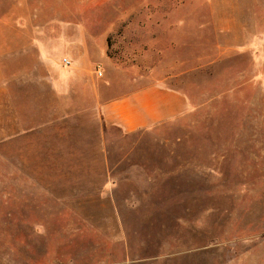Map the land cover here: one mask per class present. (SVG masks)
Segmentation results:
<instances>
[{
  "label": "rangeland",
  "instance_id": "1",
  "mask_svg": "<svg viewBox=\"0 0 264 264\" xmlns=\"http://www.w3.org/2000/svg\"><path fill=\"white\" fill-rule=\"evenodd\" d=\"M77 34L188 110L0 137V264H264V0H0L1 67L12 39L64 65Z\"/></svg>",
  "mask_w": 264,
  "mask_h": 264
},
{
  "label": "crops",
  "instance_id": "2",
  "mask_svg": "<svg viewBox=\"0 0 264 264\" xmlns=\"http://www.w3.org/2000/svg\"><path fill=\"white\" fill-rule=\"evenodd\" d=\"M69 37V57H65L69 64L61 62L59 66L48 56L42 59L37 50L28 63L27 52H22L24 46L28 47L26 39L5 44L10 64L0 66V137L25 134L28 120H34L32 129L39 131L67 116L92 115L104 125L133 132L175 120L187 112L184 94L164 81H145V75L113 77L108 67L99 70L102 76H98L92 68L88 36ZM98 48L100 53L103 48L105 56V47Z\"/></svg>",
  "mask_w": 264,
  "mask_h": 264
},
{
  "label": "built area",
  "instance_id": "3",
  "mask_svg": "<svg viewBox=\"0 0 264 264\" xmlns=\"http://www.w3.org/2000/svg\"><path fill=\"white\" fill-rule=\"evenodd\" d=\"M63 62H64L65 64H68V60H66V59H63ZM96 74H97L98 76H100V75L102 74V72H101V71H97Z\"/></svg>",
  "mask_w": 264,
  "mask_h": 264
}]
</instances>
